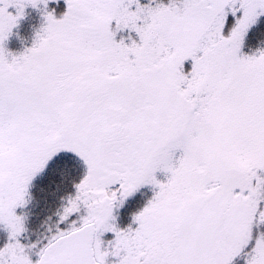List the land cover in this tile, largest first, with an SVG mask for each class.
Listing matches in <instances>:
<instances>
[{
    "label": "snow or ice",
    "instance_id": "snow-or-ice-1",
    "mask_svg": "<svg viewBox=\"0 0 264 264\" xmlns=\"http://www.w3.org/2000/svg\"><path fill=\"white\" fill-rule=\"evenodd\" d=\"M64 3L0 0V264H264V0Z\"/></svg>",
    "mask_w": 264,
    "mask_h": 264
},
{
    "label": "rangeland",
    "instance_id": "rangeland-1",
    "mask_svg": "<svg viewBox=\"0 0 264 264\" xmlns=\"http://www.w3.org/2000/svg\"><path fill=\"white\" fill-rule=\"evenodd\" d=\"M146 2H147V0H141V3H146ZM40 7H42V6H40ZM53 9H54L55 18L59 19L63 15L64 11L66 10V5L64 3V0H57L56 3H53L52 0H49L48 10H53ZM8 11L15 14L14 8H9ZM262 22L264 23V17H261L258 24L256 26H254L256 30L253 27L250 30L252 32L248 33V36H247L245 43L243 45V48H242V52L244 54L252 55V54L256 53L258 49H264V37L257 38L258 35L256 32L257 27L258 28L263 27ZM42 24H43V20H42V16H41L40 11H38L37 9H33L30 6L26 7L24 9L23 18L18 21L16 27H14L12 29L11 35L8 37L7 41L5 42V45H4L5 48L13 54L21 53L25 48L30 47L32 45L35 33L40 29ZM259 33L261 34L260 31H259ZM249 34H251L253 38H250ZM127 35H129V33L127 32V30H125L124 32L120 33L119 37H121V36L126 37ZM131 35L135 36L134 33H132ZM256 35H257V37H256ZM261 42L263 44H261ZM156 175H157V178L161 181H163L165 179V174H163V173H157ZM141 190L143 191L141 196L144 198L142 199V201L140 198L139 199L140 203L135 204L133 206V208L130 209L131 211L129 213L128 212L125 213L124 221H122L120 219L118 220L119 227L125 228V227L129 226L131 224L132 213L138 211L144 205V203L148 199L151 198L152 190L150 187H144ZM33 193H34V189H33ZM31 220L32 219L30 218L29 221H31ZM33 223H34V221H33ZM132 227H135V225H132ZM33 236H34V234H29L28 240L29 241L35 240L36 238H34ZM0 237H2V238L4 237L3 238V241H4L5 233L0 231ZM105 238L110 239L111 237L109 235V236H106ZM3 241H1V238H0V243H3Z\"/></svg>",
    "mask_w": 264,
    "mask_h": 264
},
{
    "label": "trees",
    "instance_id": "trees-1",
    "mask_svg": "<svg viewBox=\"0 0 264 264\" xmlns=\"http://www.w3.org/2000/svg\"><path fill=\"white\" fill-rule=\"evenodd\" d=\"M163 1H164V3L168 2V0H162V2ZM262 24H263V27H259V28L257 27V31H256L257 35H258V37L256 35L257 38L264 37V23L262 22ZM254 29H255V27H254ZM259 31L261 32V34L259 33ZM251 32L252 31H249V33H251ZM249 35H250V38H253L251 34H249ZM119 36H120V33H118L116 38L119 39L120 38ZM133 38H135L134 35H133ZM261 44H263V43L261 42ZM79 171H80V169L77 168V173H79ZM44 183H45L44 180H37L36 181V189H34V195H35L37 201H39V203H37L34 207H32V209H30V211H32V213H33V216L30 217L32 220L29 221V224H28L30 233L34 232L36 227H37V224H38L37 216H43L45 214L46 210H50V209L54 208L55 205H56L55 199L50 198V197L48 198V203L44 202V197L39 192L40 186L43 185ZM142 192L143 191L141 190L140 193L137 194V196L134 199H132L131 201L128 202V204L121 211L118 220L120 219V220L124 221L125 213H127V212L129 213L131 211L130 209H132L135 204H137V203L139 204L140 203V200H139L140 198H141V201H142V199L144 198V197L141 196ZM33 221H34V223H33ZM262 231H264V229H262ZM33 237L36 238L35 235ZM0 238H1V241H3L4 237L3 238L0 237Z\"/></svg>",
    "mask_w": 264,
    "mask_h": 264
}]
</instances>
